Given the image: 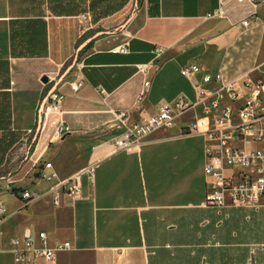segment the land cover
I'll return each instance as SVG.
<instances>
[{
	"label": "crops",
	"instance_id": "crops-1",
	"mask_svg": "<svg viewBox=\"0 0 264 264\" xmlns=\"http://www.w3.org/2000/svg\"><path fill=\"white\" fill-rule=\"evenodd\" d=\"M131 1L0 0V138L16 129L19 91L37 95L35 110L50 89L63 94L61 114L49 115L40 131L34 112L30 151L12 166L14 184L0 177L14 194H0V253L12 261L14 237L22 246L25 235L36 239L43 231L49 246L67 241L71 248L39 264H185L182 222L216 209L202 206L204 138L181 129L201 114L199 107L130 151H114L120 131L112 127V112L127 111L133 124L179 95L194 101V84L217 83H204V74L237 83L257 76L264 0ZM118 46L126 52H112ZM156 47L164 52L154 60ZM39 61L44 68L36 75L30 66ZM185 63L202 71L189 80L180 74ZM45 73L52 76L39 81ZM24 75L33 77L26 88L18 78ZM77 80L82 84L74 90L69 84ZM60 119L70 129L61 136ZM77 171L83 172L80 198L61 195L55 206L45 194L26 205L16 195L28 187L44 193ZM43 172L54 174L51 182L40 178Z\"/></svg>",
	"mask_w": 264,
	"mask_h": 264
},
{
	"label": "built area",
	"instance_id": "built-area-1",
	"mask_svg": "<svg viewBox=\"0 0 264 264\" xmlns=\"http://www.w3.org/2000/svg\"><path fill=\"white\" fill-rule=\"evenodd\" d=\"M247 22L245 19L243 25ZM112 52L125 53L126 48L118 46ZM154 52V60H157L164 51L163 48L156 47ZM153 63L151 61L149 65ZM255 70L257 76L246 75L238 83L234 80L225 81L219 74L214 77L204 74L202 81H216L215 86L194 84V101L179 95L168 103L160 104L151 115L152 137L157 131L173 128L188 110L199 107L201 114L184 124L181 129L182 134L202 135L204 138L203 173L206 176V195L202 206L219 209L264 202V60ZM201 71L200 65L185 63L180 74L192 80ZM81 84L82 80H77L69 85L76 90ZM62 99L63 94L57 88L47 92L37 111L38 131L43 128L49 115L61 114ZM112 115V127L120 131L113 140L114 151H130L142 144V120L129 124V115L125 110L113 111ZM66 132H70L69 127L62 119L58 120L56 133L61 136ZM43 165L44 168L51 167L49 161ZM82 173L77 171L67 178L51 183L44 193L28 187L18 189L16 195L28 205L42 199L45 194H50L53 204L58 206L61 195L81 197ZM40 178L51 182L54 174L43 172ZM2 211L3 204L0 200V222L4 218ZM11 244L15 245L13 261L23 264H39L38 259L52 262L56 253L71 248L67 241L49 246L47 234L43 231L37 234L36 239L32 235H25L21 240L22 246L19 245L17 237L11 240Z\"/></svg>",
	"mask_w": 264,
	"mask_h": 264
},
{
	"label": "rangeland",
	"instance_id": "rangeland-1",
	"mask_svg": "<svg viewBox=\"0 0 264 264\" xmlns=\"http://www.w3.org/2000/svg\"><path fill=\"white\" fill-rule=\"evenodd\" d=\"M131 3L134 4L135 0ZM43 64L39 61L30 66L35 70L34 74H40ZM44 75L48 79L52 76L46 73ZM18 78L23 84L21 87L26 88L33 77L24 75L23 79L20 76ZM39 81L42 82L41 79ZM37 99L30 88L19 91L14 110L16 129L2 133L0 138V177L9 178L12 184L18 177L17 170L12 169L13 164L30 151L31 137L27 128L32 125L34 112L38 114L39 106L35 110ZM5 186L6 182L1 179L0 194L10 193L5 190ZM182 225L185 264H264V202L245 207L208 209L202 218L188 217ZM0 264L15 262L10 255L0 253Z\"/></svg>",
	"mask_w": 264,
	"mask_h": 264
},
{
	"label": "bare ground",
	"instance_id": "bare-ground-1",
	"mask_svg": "<svg viewBox=\"0 0 264 264\" xmlns=\"http://www.w3.org/2000/svg\"><path fill=\"white\" fill-rule=\"evenodd\" d=\"M147 85H148V83L146 84V86ZM142 125H143V130H144V136H143V140H144L147 136L152 134L151 118L142 120Z\"/></svg>",
	"mask_w": 264,
	"mask_h": 264
},
{
	"label": "trees",
	"instance_id": "trees-1",
	"mask_svg": "<svg viewBox=\"0 0 264 264\" xmlns=\"http://www.w3.org/2000/svg\"><path fill=\"white\" fill-rule=\"evenodd\" d=\"M128 0H124V2H127ZM141 2V0H137V4H139ZM120 5H122L121 3H120ZM84 37L83 36H80V39L77 41V43H80V41L83 39ZM87 45H88V43H87ZM86 45V46H87ZM85 46V47H86ZM71 62V58H68L64 63H63V65H62V68L63 67H65V66H67L69 63ZM18 189H20V188H18Z\"/></svg>",
	"mask_w": 264,
	"mask_h": 264
},
{
	"label": "water",
	"instance_id": "water-1",
	"mask_svg": "<svg viewBox=\"0 0 264 264\" xmlns=\"http://www.w3.org/2000/svg\"><path fill=\"white\" fill-rule=\"evenodd\" d=\"M41 80H42L43 82H47V81H48V77H47L46 75H43V76L41 77Z\"/></svg>",
	"mask_w": 264,
	"mask_h": 264
}]
</instances>
